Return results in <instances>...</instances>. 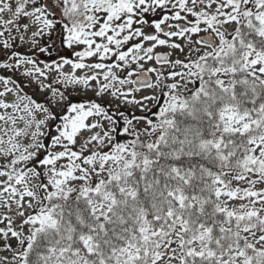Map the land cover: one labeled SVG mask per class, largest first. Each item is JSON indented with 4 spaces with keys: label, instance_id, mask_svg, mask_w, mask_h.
Masks as SVG:
<instances>
[{
    "label": "snow or ice",
    "instance_id": "obj_1",
    "mask_svg": "<svg viewBox=\"0 0 264 264\" xmlns=\"http://www.w3.org/2000/svg\"><path fill=\"white\" fill-rule=\"evenodd\" d=\"M0 264H264V0H0Z\"/></svg>",
    "mask_w": 264,
    "mask_h": 264
}]
</instances>
